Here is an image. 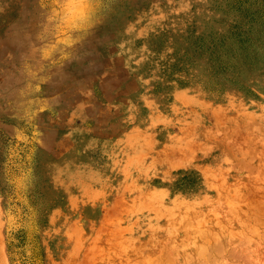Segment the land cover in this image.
I'll return each instance as SVG.
<instances>
[{
	"label": "rangeland",
	"instance_id": "obj_1",
	"mask_svg": "<svg viewBox=\"0 0 264 264\" xmlns=\"http://www.w3.org/2000/svg\"><path fill=\"white\" fill-rule=\"evenodd\" d=\"M0 264H264V0H0Z\"/></svg>",
	"mask_w": 264,
	"mask_h": 264
},
{
	"label": "snow or ice",
	"instance_id": "obj_2",
	"mask_svg": "<svg viewBox=\"0 0 264 264\" xmlns=\"http://www.w3.org/2000/svg\"><path fill=\"white\" fill-rule=\"evenodd\" d=\"M62 2H63V0H48L49 5H52V6H55V5L62 3ZM96 2H97V0H73V3L78 4V5L79 4H85V5L94 4ZM62 18H63L62 16H57L56 17L57 23H59Z\"/></svg>",
	"mask_w": 264,
	"mask_h": 264
},
{
	"label": "trees",
	"instance_id": "obj_3",
	"mask_svg": "<svg viewBox=\"0 0 264 264\" xmlns=\"http://www.w3.org/2000/svg\"><path fill=\"white\" fill-rule=\"evenodd\" d=\"M28 153V152H27Z\"/></svg>",
	"mask_w": 264,
	"mask_h": 264
}]
</instances>
